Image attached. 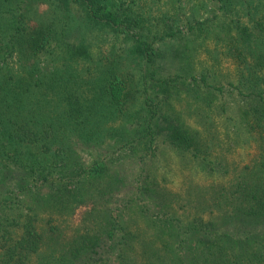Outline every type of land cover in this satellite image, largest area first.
<instances>
[{"label": "rangeland", "instance_id": "374dc122", "mask_svg": "<svg viewBox=\"0 0 264 264\" xmlns=\"http://www.w3.org/2000/svg\"><path fill=\"white\" fill-rule=\"evenodd\" d=\"M86 4L87 2H84V5L79 4L84 14L85 7H88ZM99 4L101 11L115 13L116 20L106 27L91 28L89 36L85 31L84 37L92 59L81 58L79 69L90 64V71L85 70L86 76L94 77L101 68L115 62L123 71L121 74L125 75L124 80L129 87L126 100L128 103L124 108L113 107V115L107 112L108 115L111 114L110 118H103L102 115L88 118L91 122L85 130L71 134L67 145H62V148L71 151L69 156H72L68 159L65 172L67 176L60 177V173H55L54 176L48 177L41 173L40 169L36 172L30 169L20 171L11 165L6 170L8 177L18 172L13 179H7L8 183L22 180L27 184L21 191L16 189V202L9 206L11 210L8 212L11 211L12 217H17L21 212L28 216L36 210L41 216L37 225L45 236L40 253L17 259V264H44L45 259L49 258L47 254L56 246V241L50 238L51 227L66 241L85 233L99 235L96 236L97 241L88 249L89 260L84 259L90 264H107V260L110 264H121L117 255L127 246L122 247L113 242L115 251L111 255L107 252L101 254L102 249L109 244V241L103 240L104 228L110 223L115 225V222L116 235H122L124 227L132 235L131 240L137 248L142 244L141 248L147 249L141 241L142 232H145L151 235L152 239H156V246L163 248V251L172 249L177 246L174 241L182 233V228L176 226L178 221L173 219L182 218V225H188L197 213L194 207L190 209L187 205L188 196L201 194L202 189L209 190L213 186L237 184L241 180L239 174L243 173V168L251 163L258 152L248 133L241 127L239 117L235 118L239 105L243 102L235 88L228 83H238L241 79V66L259 67L264 72V0H102ZM6 5L13 11L1 16V31V28L11 30L18 24V15L21 13L19 8L26 11L36 9L39 16L36 18L45 21L47 17L50 18L48 11H53L58 2L11 0ZM78 7L77 4L73 5L75 10H79ZM222 20H227L229 27H221ZM164 24L172 26V36H165L163 39L161 36L165 32ZM190 24L196 26L195 33L196 30L203 29V32L199 31L197 40L191 36ZM34 25L35 21H31V26ZM230 28L237 33L245 28L248 34L258 35L260 49L252 50L248 43L236 37L233 41V51H228ZM156 32L157 40L153 37ZM79 40V36L71 39L73 44ZM144 40L152 46L147 53L148 63L143 66L144 71L141 72L140 64L135 70L134 68L136 61L139 62L141 52L146 48L145 44H140V41ZM170 51L171 59L164 55ZM251 53L256 57L262 54L263 59L254 60ZM8 54L9 50L0 54V60ZM18 56L16 51L9 55V69L15 71L22 67ZM44 58L45 55L39 56L40 70L46 72L49 68L48 61L44 62ZM122 62H125V67H120L119 63ZM150 64L154 67L166 64L172 68L169 72H174L173 68H177L180 73L173 76V80L166 85L167 89H164L155 80H151L150 67H153ZM179 65L183 66L179 68ZM206 73L209 84L223 87L224 92L212 91L210 95V88H205L201 82L203 74ZM182 74L197 75L198 79H186L181 77ZM35 75L38 76L36 73ZM145 80H148L146 85ZM147 86L151 97L156 99L155 104L160 103V110L158 105L146 106L147 94L144 89ZM105 92L97 93L102 95ZM93 96L94 93L89 97ZM209 96L212 105L206 104L205 98ZM223 103L228 110L226 114L219 112V106ZM153 116L154 133H150L148 124ZM186 128L197 130L201 136L205 135L207 144L211 143L212 148L207 149L205 145L201 155L207 157L208 162H215L216 165L211 167L214 171H204L201 166L189 162L186 153L172 144L175 132ZM39 152L43 157L45 169L52 170L53 160L49 154ZM54 159L62 170V157ZM107 179L111 181L109 192L91 199L87 190L89 186L86 184H106ZM78 186L82 187L85 198L82 197V201L78 200L69 208L62 209L59 200L67 194L75 195ZM148 186H152L151 191L147 190ZM11 194L6 195L9 202L13 197ZM138 196H141L140 199ZM191 198L196 200L198 196ZM127 203L128 206L125 205ZM143 205L148 208L145 213L141 212ZM160 220L167 221L171 227L161 231L156 224ZM219 225L222 229L227 226L223 219ZM12 227L10 230H13ZM237 227L236 230H240L241 226ZM229 230L234 231V228ZM161 232H165L164 235ZM13 234L14 238H17L21 235V230H13ZM8 237H2L0 234V259L13 244L3 240ZM194 240L200 241L201 238L199 236ZM222 242L221 240L220 243ZM73 260L72 264H78L77 258ZM138 260L137 262L141 261ZM47 261L52 262L51 259ZM69 261L71 262L67 259L58 263L70 264ZM13 263L14 261H11L10 264Z\"/></svg>", "mask_w": 264, "mask_h": 264}, {"label": "trees", "instance_id": "16d2710c", "mask_svg": "<svg viewBox=\"0 0 264 264\" xmlns=\"http://www.w3.org/2000/svg\"><path fill=\"white\" fill-rule=\"evenodd\" d=\"M10 1L0 0V19L1 16L13 11L6 5ZM101 1L57 0L58 5L50 11L51 13L48 11L50 18L47 17L45 21L36 18L39 17L36 9L26 11L19 8L21 13L18 15V24L11 30L9 28L0 30V54L7 53L9 50L8 56L0 60V234L2 237L9 236L3 239L6 243H13L0 259V264H10L11 261L17 264V259L29 258L35 253L39 254L45 241V236L37 225L41 216L36 210L28 216L21 212L17 217H12L11 211L8 212L11 210L9 206L16 202V189L21 191L27 185L22 180H17L15 183L7 182V179H13V176L18 173L8 177L6 170L10 168L9 166L20 171L30 169L36 172L40 169L41 173H45L48 177L54 176L55 173H60V177L65 176L68 161L72 156H69L71 151L62 148V145H67L71 134L85 130L91 122L88 118L100 115L103 118H110L113 107L124 108L128 103L126 100L129 87L124 80L125 75L121 74L123 71L115 62L101 68L94 77L86 76L85 70L90 71V64L79 69L81 58L92 59L84 37L85 31L89 36L91 28L106 27L109 23H115L116 20L115 13L101 11L99 4ZM84 2L88 5L85 7V14L79 5L80 3L84 5ZM76 4L80 7L79 10L73 8ZM31 21H35L34 26H31ZM227 23V20H222L221 27L228 25ZM164 27L165 32L161 36L163 39L165 36H172V26L164 24ZM195 28V25L190 24L191 36L197 40L199 31L203 32V29L196 30L195 33ZM229 31L231 34L230 43L227 46L228 51H233V41L236 37L248 43V47L252 50L260 49L258 35L248 34L245 28L238 33L232 28ZM78 36L81 40L73 44L71 39ZM153 37L157 40L158 32L153 34ZM140 44H145L146 48L141 52L139 62L136 61L134 70L140 64L142 67L139 70L143 72V66L148 63L147 53L152 44L146 40L140 41ZM14 51L19 55L18 61L22 65L15 71L9 69L7 65V61L10 60L9 55ZM31 55L33 57H30ZM40 55H45L44 62L48 61L49 69L46 72L40 70ZM164 55L171 59V51ZM250 55L254 60L263 59L262 54L258 57L254 53ZM119 65L120 67L126 66L125 62ZM150 65L153 67H150L151 80H155L164 89H167L166 85L173 80V76L180 73L177 72L179 71L177 68H173L174 72H169L172 68L166 64H155L158 68L153 64ZM182 66L179 65V68ZM207 71L210 72V70ZM207 75V73L203 74L201 82L205 88H210V95L212 91L224 92L223 87L209 84ZM239 76L241 79L237 84L228 83L235 88L243 102L239 105V112L238 115L236 113L235 118L239 117L242 122L241 127L243 126L258 150L256 157L243 168V173L239 174V180H241L234 185L213 186L209 190L202 189L201 194L194 193L198 196L196 200H192L191 197L194 195L190 194L187 205L190 209L194 207L197 213L190 219L188 225H182V218L173 219L178 221L176 226L182 228V233L179 238L173 240L177 246L172 249L163 251V248L156 246V239H152L151 235L145 232H142L141 241L147 249L143 250L142 244L137 248L131 240L132 235L124 227L122 235H116L117 222H115V225L110 223L107 228H104L103 240L109 241V244L102 249L101 254L107 252L111 255L115 251L114 242L122 247L127 246L117 255V258L121 259V264H146V262L148 264H264V72L259 67L248 68L246 65V67H240ZM181 77L186 79L193 77L194 81L198 79L197 75L190 76V74H182ZM147 83L148 80H145L144 85ZM197 86L201 87V85ZM137 90L140 91L141 88ZM99 91L106 92L101 95L97 93ZM144 91L147 94L146 106L155 105L154 107H157L158 105L160 110L161 105L159 102L155 104L156 99L149 94L148 86ZM91 93H94L92 98L89 97ZM209 98H205L206 104L212 105V99ZM219 108L220 114H226L228 111L224 103ZM107 112L111 114L108 115ZM153 120L154 116L150 118L148 124L150 133H154ZM205 139V135L201 136L197 130L186 128L175 132L172 144L186 153L189 162L196 163L204 171L205 169L214 171L211 167L216 165L215 162H208V158L201 155V150H204L205 145L207 149L212 148L211 143L207 144ZM39 151L41 154H49L53 160L52 170L45 169L43 157ZM59 157H62V170L57 160L54 159ZM86 185L89 186L87 189L89 195H87L93 199L94 196L97 198V196L106 195L111 188V181L109 179L106 184L89 182ZM151 189L152 186L147 187V190L151 191ZM137 192L140 193V191ZM7 194L13 196L10 197V202ZM84 195L81 186H78L75 195L62 194L65 196L59 200L62 209L69 208L78 200L82 201V197L85 198ZM171 195L177 194L171 193ZM139 197L141 196H138V199ZM128 203L125 205L128 206ZM147 209L143 205L141 212L145 213ZM204 215L208 217L205 218ZM221 219L227 225L224 229L219 225ZM167 221L156 222L161 231H166L171 227ZM237 226H241L240 230H236ZM10 227L13 230H21V235L14 238L15 234ZM230 228H234V231L229 230ZM49 231L50 238L56 241V246L47 254L52 262L49 263L48 259H45L44 264H63L58 261L65 262L67 259H70L71 262H69L72 264L74 258L79 260L78 264H90L84 259L89 260L90 251L88 249L97 241L96 236L99 235L85 233L71 241H66L60 234H56L54 227L49 228ZM161 233L164 235L165 232ZM199 236L201 240L195 241L194 239ZM202 238L205 239L202 240ZM221 240L222 243H220ZM137 259L142 262L139 260L137 262ZM106 263L110 264L109 260Z\"/></svg>", "mask_w": 264, "mask_h": 264}]
</instances>
